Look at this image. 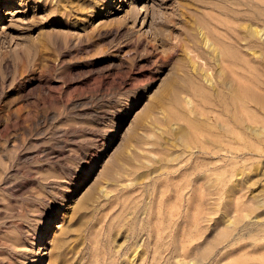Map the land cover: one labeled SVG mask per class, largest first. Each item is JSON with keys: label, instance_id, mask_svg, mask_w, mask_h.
<instances>
[{"label": "rangeland", "instance_id": "obj_1", "mask_svg": "<svg viewBox=\"0 0 264 264\" xmlns=\"http://www.w3.org/2000/svg\"><path fill=\"white\" fill-rule=\"evenodd\" d=\"M91 3L0 0V264H264V0Z\"/></svg>", "mask_w": 264, "mask_h": 264}, {"label": "bare ground", "instance_id": "obj_2", "mask_svg": "<svg viewBox=\"0 0 264 264\" xmlns=\"http://www.w3.org/2000/svg\"><path fill=\"white\" fill-rule=\"evenodd\" d=\"M91 6L95 5L96 7L100 8V10L102 9L103 6H106L107 4L111 3V2H115V0H91ZM103 10V9H102ZM259 31V30H258ZM255 32L257 33V31L255 30ZM260 32V31H259ZM258 32V33H259ZM257 33V34H258ZM264 34V33H263ZM259 35H262V32L259 33ZM264 36V35H263ZM264 230V229H263Z\"/></svg>", "mask_w": 264, "mask_h": 264}]
</instances>
